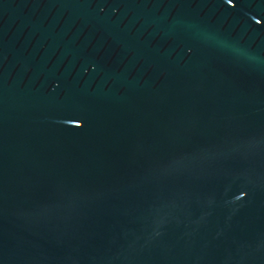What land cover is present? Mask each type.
<instances>
[{"label":"water","instance_id":"water-1","mask_svg":"<svg viewBox=\"0 0 264 264\" xmlns=\"http://www.w3.org/2000/svg\"><path fill=\"white\" fill-rule=\"evenodd\" d=\"M0 264H264V0H0Z\"/></svg>","mask_w":264,"mask_h":264},{"label":"snow or ice","instance_id":"snow-or-ice-1","mask_svg":"<svg viewBox=\"0 0 264 264\" xmlns=\"http://www.w3.org/2000/svg\"><path fill=\"white\" fill-rule=\"evenodd\" d=\"M229 3H231V0H229Z\"/></svg>","mask_w":264,"mask_h":264}]
</instances>
